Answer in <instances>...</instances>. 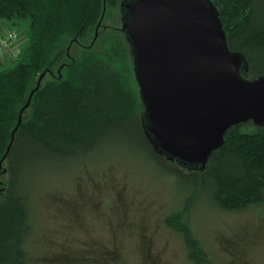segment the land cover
<instances>
[{"label":"trees","instance_id":"obj_1","mask_svg":"<svg viewBox=\"0 0 264 264\" xmlns=\"http://www.w3.org/2000/svg\"><path fill=\"white\" fill-rule=\"evenodd\" d=\"M102 1L0 0V19L27 25L26 42L14 62L0 69V161L20 110L45 71L1 161L0 176L6 173L7 182L0 187L4 191L0 264H26V241L34 221L30 197L34 186L28 179L37 165L73 168L109 151H122L123 145L131 151L142 149L145 158L161 165L165 174L192 180L196 197L201 189L205 199L221 210H244L264 199V126L248 132L238 129V124L230 126L205 168L189 169L174 165L153 149L141 123L140 96L126 89L130 83L124 85L110 62L91 45L71 56L70 63H60L59 72L45 79L63 55H70L68 44H63L66 38L76 42L91 38L101 19ZM211 1L219 12L228 47L246 59L248 69H241V74L252 79L263 75L264 0ZM175 228L183 233L189 255L195 258L200 243H192L182 227Z\"/></svg>","mask_w":264,"mask_h":264},{"label":"rangeland","instance_id":"obj_2","mask_svg":"<svg viewBox=\"0 0 264 264\" xmlns=\"http://www.w3.org/2000/svg\"><path fill=\"white\" fill-rule=\"evenodd\" d=\"M119 3L102 1L96 37L94 30L84 41H63L70 57L63 55L45 79L91 45L124 85L130 83L126 89L139 96L129 47L119 30ZM0 22L19 31V43L25 44V22ZM104 52H111L107 55L111 60ZM13 62L11 58L0 69ZM257 126L252 120L237 125L244 132ZM119 148L123 152L109 151L73 168L37 165L28 179L34 186L30 196L34 221L26 241V264H264V199L244 210H221L205 199L201 189L196 197L192 180L165 174L142 149ZM0 179V187L5 186L7 174ZM3 197L1 190L0 201ZM175 226L182 227L192 243H200L195 258Z\"/></svg>","mask_w":264,"mask_h":264},{"label":"water","instance_id":"obj_3","mask_svg":"<svg viewBox=\"0 0 264 264\" xmlns=\"http://www.w3.org/2000/svg\"><path fill=\"white\" fill-rule=\"evenodd\" d=\"M119 7L143 105L141 123L159 155L203 170L230 126L246 120L264 126V74H241L248 69L246 59L228 47L211 0H120Z\"/></svg>","mask_w":264,"mask_h":264},{"label":"built area","instance_id":"obj_4","mask_svg":"<svg viewBox=\"0 0 264 264\" xmlns=\"http://www.w3.org/2000/svg\"><path fill=\"white\" fill-rule=\"evenodd\" d=\"M20 37L19 31L10 28L4 29L0 35V57L16 58L20 48Z\"/></svg>","mask_w":264,"mask_h":264},{"label":"crops","instance_id":"obj_5","mask_svg":"<svg viewBox=\"0 0 264 264\" xmlns=\"http://www.w3.org/2000/svg\"><path fill=\"white\" fill-rule=\"evenodd\" d=\"M2 20V19H1ZM10 27H5L4 23L0 22V35L2 34V32L4 31V29H9ZM10 59L6 56H2L0 57V64L6 63L8 62Z\"/></svg>","mask_w":264,"mask_h":264},{"label":"flooded vegetation","instance_id":"obj_6","mask_svg":"<svg viewBox=\"0 0 264 264\" xmlns=\"http://www.w3.org/2000/svg\"><path fill=\"white\" fill-rule=\"evenodd\" d=\"M119 30H120V28H119ZM130 53V52H129ZM131 59H132V57H131Z\"/></svg>","mask_w":264,"mask_h":264}]
</instances>
